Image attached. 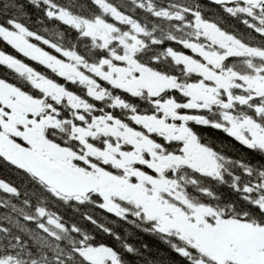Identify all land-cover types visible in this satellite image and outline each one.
<instances>
[{
	"label": "snow or ice",
	"instance_id": "obj_1",
	"mask_svg": "<svg viewBox=\"0 0 264 264\" xmlns=\"http://www.w3.org/2000/svg\"><path fill=\"white\" fill-rule=\"evenodd\" d=\"M0 264H264V0H0Z\"/></svg>",
	"mask_w": 264,
	"mask_h": 264
}]
</instances>
